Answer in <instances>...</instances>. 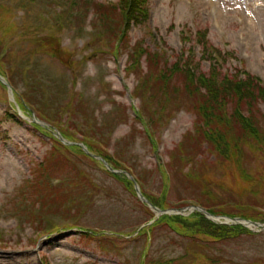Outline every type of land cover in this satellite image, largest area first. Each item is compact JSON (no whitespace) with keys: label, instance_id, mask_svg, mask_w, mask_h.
I'll return each instance as SVG.
<instances>
[{"label":"rangeland","instance_id":"rangeland-1","mask_svg":"<svg viewBox=\"0 0 264 264\" xmlns=\"http://www.w3.org/2000/svg\"><path fill=\"white\" fill-rule=\"evenodd\" d=\"M23 1L26 13L19 8ZM98 1L120 5L121 0ZM47 3L50 0H0V264H157L170 259L171 264H264L261 221L232 219L230 226L242 224L252 233L222 240L182 233L166 222L138 234L137 228L154 219L148 209L160 215L109 174L102 159L92 155L98 161L82 158L64 168L75 172H59L52 164L43 176L41 161L53 148L52 135H58L34 110L43 107L79 139L87 128L95 129L101 140L109 136L104 147L134 177L141 174L150 194L173 205L165 209L204 203L235 215L231 217L259 215L264 211V145L256 150L246 145L241 165L222 158L206 142L199 148L196 115L186 109L162 124L155 143L139 132L140 123L136 134L130 132L132 119L127 115H134L139 99L132 95L137 78L126 67L128 51L137 41L152 51L163 49L175 60L197 44L196 31L207 28L208 40L226 54L223 71L244 67L264 84V0H148V17L127 28L123 43L114 40L124 27L119 10L110 16L89 13L82 21L74 10L64 23L55 20L64 8L56 3L48 16L49 28L50 23L38 22L34 14V9L49 8ZM27 22L32 26L25 29ZM181 31L189 41L182 39ZM200 56L197 45L196 59ZM199 66L206 71L209 62ZM23 96L32 100V108H20ZM176 102L172 107L179 105ZM254 110L264 135V101ZM36 122L46 129L33 125ZM183 153L193 157L192 162L181 158ZM161 168L168 175L167 189ZM57 190L61 209L42 211L46 218L40 223L34 200L39 193L53 195ZM71 204L70 213L64 206ZM194 211L188 207L180 212L189 216Z\"/></svg>","mask_w":264,"mask_h":264},{"label":"trees","instance_id":"trees-1","mask_svg":"<svg viewBox=\"0 0 264 264\" xmlns=\"http://www.w3.org/2000/svg\"><path fill=\"white\" fill-rule=\"evenodd\" d=\"M30 1L35 0H28V2ZM23 2L24 3L19 5V8L26 13V11H28L27 2ZM56 3L60 8H64L58 11V17L55 20H65L63 21L64 23L68 21V18L71 17L69 15H71L74 10L77 11V13L74 14L79 21H82L81 18H84L89 13L96 12V14L99 13L101 16H110L116 10H119L124 22V27L121 29L120 36H117V31L115 32L114 40L117 37V40L121 39L122 43L124 42L127 28L132 23H140L148 17V0H121L120 5H105L98 0H50V4L47 3L49 8L40 7L34 9V14L38 22H45L46 24L51 22V17L48 18V16L50 15V10L54 9ZM31 26L32 25H29L27 22L23 27L26 29V27L30 28ZM47 26L49 28L52 27L51 23ZM34 31H36V29ZM207 32V28L198 29L195 38L197 44L194 47H190L188 53L185 54V52H181L180 55L176 56L175 60H171L163 49L152 51L148 47H144L142 41H137L130 47L128 51L129 64L126 69L127 73H134L137 78L132 95L134 98L139 99V106L138 109L135 110L134 115H127L128 119H132L130 132L136 134V125L140 123L142 126L139 132L155 143V134L160 130L162 124L177 111L186 109L194 112L196 115L194 127L198 125L197 128L199 130L197 131V136H199V148H201V144L206 142L208 147L216 151L222 158L236 161L241 165L245 156L244 150L246 145L254 150L258 149L259 145H264V135L258 126L254 114V109L258 103L264 101V84L259 76L251 73L244 67H236L234 71H223L222 61L226 60V54L208 40ZM37 35H39L38 32L34 34V36ZM181 35L184 41L190 40L185 31H181ZM47 36L50 37V33ZM197 45L200 46L201 52L199 60L196 59ZM115 48L118 52L120 45H116ZM54 53L56 54V52ZM142 59H144L146 63L145 69L142 67ZM204 60L209 62V68L206 71L202 70L199 66ZM149 99L153 100V103H155L153 107L149 106ZM174 100H176V104L179 105L172 107V102ZM26 106L32 108L34 104L29 97L23 96V103L20 108L26 110ZM34 110H36L37 117L40 119L43 118L42 120L46 121L48 119L47 122L56 126L64 138L83 142L89 151L101 156L112 168L130 171L128 167H125L124 163L117 155L110 153L104 147L105 144H107L109 136L103 137L101 140L97 136L98 132H94L95 129L87 128L84 132H81L82 136L79 139L72 135L71 127H63V125L56 124V119L43 107L34 108ZM11 117L17 118L16 120L19 122H24V120L16 117L15 114H11ZM33 125L42 130L46 129V127L38 123H33ZM46 133L51 134L50 132ZM129 135L131 136L130 133ZM52 140V150L45 156L44 160L41 161L42 165L40 166V170L43 176L47 174V168L52 164L59 169V172L62 170L75 172L76 170L74 169L64 168L76 165V161L82 158L97 160L81 146L67 145L53 135ZM200 153L202 154V151H200ZM73 155H78L80 158H72ZM182 157L187 158L191 162L193 160V157L187 156L185 153L181 155V158ZM161 171L163 174V183L166 185L165 188L167 189L168 175L162 168ZM79 172V174L82 175V172ZM107 172L120 182H124L135 195H137L133 181L128 178L125 173L113 172L109 169H107ZM54 176L58 178L61 177L60 175ZM50 177H53V173ZM135 178L143 194L155 206L161 209L173 206L172 204H167L163 197L150 194L146 189L145 180L141 174L136 173ZM246 178H249V175H247ZM59 182L60 183L56 185L58 189H60L63 184V182ZM258 185L261 186L260 184ZM33 192L38 194L35 190ZM39 194V198L34 200L39 206V211H35V213H38L37 217L40 220L39 222L42 223L46 218V216L42 214V211L56 213L57 210L61 209V203L63 201L58 202L60 194L58 190L55 191L53 195H49L48 193H46V195L42 193ZM200 205L206 207L208 211L213 214L235 216L231 215L232 213L228 211L215 210L204 203H200ZM64 207H68L66 211L70 213L74 209L72 204ZM148 211L152 218H154V213L150 209H148ZM241 217L264 222V211H261L259 215L256 216L254 214L242 213ZM162 222L172 225L182 233L200 234L206 236V239L212 240L227 239L245 232L252 233L248 227L242 224L230 226L229 224L217 223L206 217V215L200 211H194L189 216L164 213L156 218L150 225L137 228L136 231H138V234L147 233ZM55 225L56 224L53 226ZM173 261L174 259H170L169 262L159 261L157 264H171L170 262Z\"/></svg>","mask_w":264,"mask_h":264},{"label":"water","instance_id":"water-1","mask_svg":"<svg viewBox=\"0 0 264 264\" xmlns=\"http://www.w3.org/2000/svg\"><path fill=\"white\" fill-rule=\"evenodd\" d=\"M60 138H61V140H63L64 142H66V143H68L62 136H60ZM90 154H92V153H90ZM92 155H95V154H92ZM97 157H99V156H97ZM127 174H128V176L134 181V183H135V189H136V191H137V193H138V195H139V197L142 199V200H144V201H146L147 203H149V205L151 206V207H153V208H155L158 212H160V213H167V212H172V210L173 211H175L176 210V208H173V209H160V208H158V207H156V206H154L144 195H143V193L141 192V190H140V186L138 185V183L136 182V180H135V178H134V176L131 174V173H129V172H126ZM194 208H196V209H199V210H201V211H203L207 216H212L213 214H211L209 211H207L204 207H201V206H193ZM235 219H239V218H235ZM240 219H242V218H240ZM243 220H245V219H243ZM245 221H247V222H250V223H253V224H257L258 222H256V221H252V220H245ZM263 226H264V224H263Z\"/></svg>","mask_w":264,"mask_h":264},{"label":"bare ground","instance_id":"bare-ground-1","mask_svg":"<svg viewBox=\"0 0 264 264\" xmlns=\"http://www.w3.org/2000/svg\"><path fill=\"white\" fill-rule=\"evenodd\" d=\"M212 1V0H211Z\"/></svg>","mask_w":264,"mask_h":264}]
</instances>
